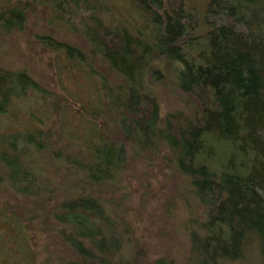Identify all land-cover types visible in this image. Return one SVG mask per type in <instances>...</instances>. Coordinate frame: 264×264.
Listing matches in <instances>:
<instances>
[{
  "label": "trees",
  "instance_id": "16d2710c",
  "mask_svg": "<svg viewBox=\"0 0 264 264\" xmlns=\"http://www.w3.org/2000/svg\"><path fill=\"white\" fill-rule=\"evenodd\" d=\"M133 1L151 19L150 43L127 29H105L100 21L85 36L92 52L123 80L107 88L106 99L110 111L121 115L124 143L133 142L136 152L152 151L154 136L173 153V168L186 182L188 208L199 210L188 220L187 264H264V0H210L202 19L183 0ZM5 3L0 32L23 31L30 4ZM51 3L58 20L89 8L87 0ZM50 40L52 49L62 46L81 62L78 47ZM159 62L178 69L174 88L188 116L161 119L157 98L142 90V79L159 73ZM28 89L37 91L39 85L25 71L0 67V115ZM36 142L30 133L0 141L5 144L0 185L10 182L20 192L30 191L33 176L22 157ZM125 145L96 147L82 169L83 180L94 186L112 182L117 163L126 158ZM98 202L82 195L60 205L59 234L74 255L67 264H147L142 253L126 252L118 219Z\"/></svg>",
  "mask_w": 264,
  "mask_h": 264
},
{
  "label": "rangeland",
  "instance_id": "374dc122",
  "mask_svg": "<svg viewBox=\"0 0 264 264\" xmlns=\"http://www.w3.org/2000/svg\"><path fill=\"white\" fill-rule=\"evenodd\" d=\"M5 1L0 0V9H6ZM26 1L30 11L23 31L0 32V67L25 71L39 89H28L10 100L0 115V141L30 133L39 143H33L21 159L33 176L30 191L20 192L10 182L0 185V264L73 260L55 218L61 215L62 203L82 195L99 199L118 219L127 253H142L147 264L158 259L187 264L188 220L199 210L188 208L186 182L174 170V156L165 142L153 136L152 151L146 152H136L131 141L125 145L121 115L110 111L106 99L107 88L122 85L123 80L108 69L100 54L92 52L85 38L86 31L95 30L100 21L105 29H127L150 43L151 19L133 0H87L89 8L69 12L61 20L52 0ZM209 1L183 0L200 19ZM50 39L78 47L81 62L68 57L62 46L52 49ZM156 67L159 73L142 79V90L157 98L161 119L175 113L188 116L174 88L178 69L164 62ZM111 143L126 146V158L117 163L114 180L100 186L86 183L82 169L87 157L96 147ZM4 148L0 144V151Z\"/></svg>",
  "mask_w": 264,
  "mask_h": 264
}]
</instances>
